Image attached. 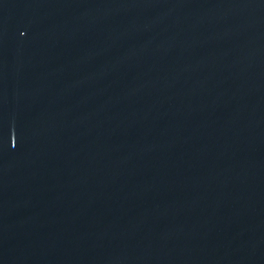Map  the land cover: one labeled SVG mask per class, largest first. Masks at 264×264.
Listing matches in <instances>:
<instances>
[{
	"label": "water",
	"instance_id": "1",
	"mask_svg": "<svg viewBox=\"0 0 264 264\" xmlns=\"http://www.w3.org/2000/svg\"><path fill=\"white\" fill-rule=\"evenodd\" d=\"M0 264H264V0H0Z\"/></svg>",
	"mask_w": 264,
	"mask_h": 264
}]
</instances>
